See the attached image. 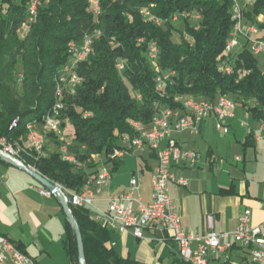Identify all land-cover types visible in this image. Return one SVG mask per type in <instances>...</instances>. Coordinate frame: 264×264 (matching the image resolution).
<instances>
[{
    "label": "trees",
    "instance_id": "1",
    "mask_svg": "<svg viewBox=\"0 0 264 264\" xmlns=\"http://www.w3.org/2000/svg\"><path fill=\"white\" fill-rule=\"evenodd\" d=\"M28 1L0 0V135L22 149L17 157L22 165L59 183L64 191L79 192L86 186L89 172L97 167L86 163L88 158L98 155L109 164V155L122 148L121 136L136 135L128 120L150 126L157 104L179 107L174 103L176 96L216 101L228 95L247 108L253 119L264 118V75L258 56L247 41L238 53L225 54L234 27L233 0H102L97 19L89 10V0H49L39 9L29 35L20 39ZM145 10L167 19L166 25L146 19ZM185 11L201 15L199 29L188 20L178 29L170 20ZM260 15H264V0H253L251 8L244 9V22L258 24ZM259 25L258 38L264 39V24ZM95 32L100 36L93 41L92 53L77 68L82 83L62 99L73 128L72 153L85 164L77 168L59 152L39 156L29 149L26 127L42 122L52 110L59 72L71 58L69 43H81ZM186 34L190 41L184 39ZM151 42L159 46L160 70L174 72L163 93L157 88L159 73L148 57ZM119 61L124 63L123 70L117 69ZM222 62L232 66L231 74L221 71ZM17 118L18 125L13 127ZM113 164L116 168L119 161ZM71 211L82 234L84 264H139L109 247L110 230L92 219L90 209L71 207ZM66 233L65 248L73 264H78L77 236L68 219Z\"/></svg>",
    "mask_w": 264,
    "mask_h": 264
},
{
    "label": "built area",
    "instance_id": "2",
    "mask_svg": "<svg viewBox=\"0 0 264 264\" xmlns=\"http://www.w3.org/2000/svg\"><path fill=\"white\" fill-rule=\"evenodd\" d=\"M101 1L90 0L92 12L96 19L101 13ZM45 4L46 0L28 1L29 16L19 31L25 32L29 21L38 16L39 9ZM233 9L234 27L230 33L225 54H231L239 46L242 37L247 40L254 55L258 56L264 53V40L258 39L260 28L257 25H249L244 22L242 9L238 4H234ZM143 15L160 27H164L168 21L150 16L149 10H145ZM170 20L175 24L188 20L190 25L197 30L202 18L198 13L185 11ZM99 36L100 32H95L92 35H87L81 43H69L68 49L71 58L59 72L55 91L56 101L51 114L42 122L33 123L29 132H26L27 147L37 152L39 156L46 154L48 135L51 134L54 136L55 152H59L63 160L77 168L85 167V164L77 159L76 154L72 153V140L65 133L66 127L71 124L70 118L64 113L66 106L62 99L67 92H74L75 88L82 83L83 79L77 73L78 65L92 53L93 41ZM184 39L186 41L191 40L187 34ZM159 55L158 44L151 42L148 47V57L159 73L156 79L157 88L160 93H163L166 85H160V78H170L171 75L170 72L163 73L160 70L158 66ZM219 67L225 74L233 72L232 66L227 62H222ZM117 69H124L123 61L117 63ZM262 74L264 75V69ZM138 98L140 99V95ZM174 103L178 104L179 107H160L157 104L158 113L153 117L150 126L130 123L128 120L136 135H122V148L115 149L108 157L111 160L110 163H113L122 160L128 153L135 151L132 149L140 150L144 147L158 153V164L152 174V201L149 204H145L137 194L139 181L137 178H132L127 193L111 195L107 199L108 210L106 212L98 210L96 202L100 200L105 186L112 177L110 169L107 168L102 157L98 155H93L86 160V163L93 162L97 165L95 169L89 172L91 174L87 176L86 180V183H91V190L71 192L57 189L58 191L54 192L40 185L39 193L47 198L63 196L70 205V210L71 207L88 208L91 210L94 221L107 226L110 230L131 232L139 239L145 237L146 231L170 232L177 245L179 256L188 264H208L209 256L212 253H219L228 257V253L235 246L247 251L253 263L264 264V223L261 225L252 224L249 210L244 212L237 229L233 233L216 232L211 228L205 235H199L183 229L177 205L169 196V186L172 182L180 186L188 185L186 179L173 174L171 170L173 163L184 160L189 165L194 166L199 158L196 152L181 149L173 137L174 133L188 131L191 134H198L203 122L215 117L217 131L229 134L230 122L238 120L239 125L245 128L248 134H252L254 140L260 141L264 137V118L253 119L247 108L239 106L228 95H221L216 101L176 96ZM238 108L243 110V118L241 119L237 116ZM251 119L256 122L255 128L249 123ZM162 143H166V146H162ZM0 155L19 164L16 157L10 154V145L1 135ZM236 160L240 162L243 159L241 156H237ZM0 264L38 263L19 250L8 237L3 236L0 238Z\"/></svg>",
    "mask_w": 264,
    "mask_h": 264
},
{
    "label": "crops",
    "instance_id": "3",
    "mask_svg": "<svg viewBox=\"0 0 264 264\" xmlns=\"http://www.w3.org/2000/svg\"><path fill=\"white\" fill-rule=\"evenodd\" d=\"M237 116L243 118L241 108ZM215 124V117H211L203 122L198 134H173L181 149L199 155L194 166L184 160L173 163V174L186 179L188 185L172 182L169 186V196L177 205L183 229L199 235L211 228L233 233L246 210L250 211L252 224L264 223V137L260 141L248 139V132L238 120L230 122L233 130L228 136L217 131ZM236 145L242 148L236 150ZM237 156L243 160L237 161ZM157 164L158 153L148 147L128 153L116 168L113 163L106 164L112 177L96 202L97 209L106 212L107 199L127 193L132 178L139 181L137 194L149 204ZM40 185L27 172L0 157V235L18 244L38 264H73L64 243L68 218L62 202L57 197L42 196ZM108 245L121 257L139 264H188L179 256L170 232L146 231L145 237L139 239L131 232L110 230ZM208 264L255 263L247 251L235 246L228 257L210 254Z\"/></svg>",
    "mask_w": 264,
    "mask_h": 264
},
{
    "label": "rangeland",
    "instance_id": "4",
    "mask_svg": "<svg viewBox=\"0 0 264 264\" xmlns=\"http://www.w3.org/2000/svg\"><path fill=\"white\" fill-rule=\"evenodd\" d=\"M234 1V4H238L240 7H241V9H242V17H243V19H244V9H246V8H251V6H252V3H253V0H233ZM89 10H90V12L92 13V15H93V12H92V8H91V3H90V0H89ZM234 11V9L232 10V12ZM94 16V15H93ZM232 21H233V17H232ZM257 21H258V24H251V25H257V27H259L260 28V30H261V27H260V25H259V23L260 24H264V15H260L258 18H257ZM234 22V21H233ZM261 22H263V23H261ZM183 22H179V23H177V28L178 29H182V27H183V24H182ZM30 31V30H29ZM29 31H27V32H22V31H18V36H19V38L20 39H25L28 35H29ZM260 35V32H259V34H258V36ZM175 41H179V36L176 34L175 35ZM259 39V38H258ZM261 40H264V39H261ZM245 41H247L245 38H241L240 39V44H239V46H237L234 50H233V53H238L240 50H241V48H242V45H243V43L245 42ZM69 48V47H68ZM69 51V50H68ZM71 55V54H70ZM258 59H259V67L263 70L264 69V53H262V54H260V55H258ZM150 60V59H149ZM70 61V60H69ZM68 61V62H69ZM151 61V60H150ZM151 64H152V66L155 68V66H154V64L152 63V61H151ZM155 70H156V68H155ZM160 71V70H159ZM156 72H157V70H156ZM163 73H166V72H163ZM172 74H173V72H170V75L172 76ZM170 76V77H171ZM237 121V120H236ZM249 123H250V125L253 127V128H255V126H256V123L251 119V120H249ZM232 130H233V128H231L230 127V132H231V134H232ZM245 131H247L246 129H244ZM65 133H66V135H69V137H71V135H72V133H73V128H72V126L71 125H68L67 127H66V130H65ZM230 134V136H232ZM227 135V134H226ZM228 136V135H227ZM54 136L52 135V136H49L48 137V147L46 148V150H56L55 148V146H54ZM70 139V138H69ZM235 144H237V145H239V143H235ZM236 145V150H240V148H242V146L240 147V146H237ZM251 149V148H250ZM132 150H136V149H132ZM141 150V149H140ZM253 150V149H252ZM55 184V183H54ZM59 184V183H58ZM60 199V198H59ZM69 207H70V205H69ZM72 212V211H71ZM65 264H70V261H66V263ZM78 264H79V259H78Z\"/></svg>",
    "mask_w": 264,
    "mask_h": 264
},
{
    "label": "water",
    "instance_id": "5",
    "mask_svg": "<svg viewBox=\"0 0 264 264\" xmlns=\"http://www.w3.org/2000/svg\"><path fill=\"white\" fill-rule=\"evenodd\" d=\"M0 157L3 160L7 161L8 163L12 164L13 166L17 167L18 169L27 172L30 176H32L35 180H37L42 186L46 187L47 189H49L51 191H54V192L58 191L56 184L51 183L49 180H47L42 175H40L32 167L26 166L25 164L24 165H19L16 162H14L13 160H11V159H9L7 157H4L2 155H0ZM60 200L62 202V206H63L64 212H65L68 220L70 221V223L72 224V226L74 227L75 232H76L77 241H78V249H79V264H84V262H85V253H84V246H83V239H82L81 231L79 229L77 221L73 217V214H72V212L70 210L69 204L67 203L65 198L63 196H61Z\"/></svg>",
    "mask_w": 264,
    "mask_h": 264
},
{
    "label": "bare ground",
    "instance_id": "6",
    "mask_svg": "<svg viewBox=\"0 0 264 264\" xmlns=\"http://www.w3.org/2000/svg\"><path fill=\"white\" fill-rule=\"evenodd\" d=\"M48 1L49 0H46V4L48 3ZM149 15L152 16L150 12H149ZM28 16H29V9H27V18H28ZM36 18H37V16H35V18H32L29 21V25L25 28V32H27V31L30 30L31 24L36 20ZM226 48H227V45H226ZM225 52H226V50H225ZM169 79L170 78H160V85H166V81H168ZM57 84H58V81H57ZM184 97H191V96H184ZM49 114H51V111L48 114H46L45 119H46V117H48ZM18 122H19V119L18 118L15 119V120H13L12 126L13 127L17 126L18 125ZM129 122L130 123H139V124H142L140 122H136V121H133V120H129ZM33 123H36V122H32V123H29L27 125V127H26V131L27 132H29V130H30L31 126L33 125ZM4 140L7 142V144L10 145V154L14 155L16 157V159L19 161V164L22 165L21 161L17 158L18 155L21 153V150L22 149L21 148L19 149V148L14 147V145L12 143H10L7 140L6 137H4ZM56 185H57V189L58 190H63V188L60 185H58V184H56ZM89 190H91V183H87L86 186L82 189V191H89ZM0 238H3V236L0 235Z\"/></svg>",
    "mask_w": 264,
    "mask_h": 264
}]
</instances>
